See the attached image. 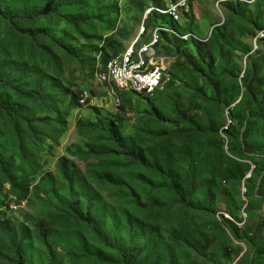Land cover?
<instances>
[{
  "label": "rangeland",
  "instance_id": "obj_1",
  "mask_svg": "<svg viewBox=\"0 0 264 264\" xmlns=\"http://www.w3.org/2000/svg\"><path fill=\"white\" fill-rule=\"evenodd\" d=\"M179 1L0 0L7 15L52 4L68 20L30 27L52 39L37 44L0 21V77L10 84L0 85V264H16L18 249L25 264H128L74 208L91 212L130 264H264V244L248 234L264 218V111L244 83L254 62L264 73V0H187L174 23L166 12ZM149 9L168 17H145ZM138 36L161 71L152 94L110 80L111 61ZM32 89L40 101L24 95ZM5 93L30 122L18 130L1 111L13 110ZM111 122L147 164L196 184L187 204L162 174L116 152Z\"/></svg>",
  "mask_w": 264,
  "mask_h": 264
},
{
  "label": "trees",
  "instance_id": "obj_2",
  "mask_svg": "<svg viewBox=\"0 0 264 264\" xmlns=\"http://www.w3.org/2000/svg\"><path fill=\"white\" fill-rule=\"evenodd\" d=\"M154 14H159L161 16L168 17L167 15H163L156 11L154 12ZM169 17L168 19H170L171 22L175 21L174 23H176L178 21V18L177 20H175ZM44 20H58V21H66V22L68 21L66 16L60 10V8L52 4L49 5L45 10L39 13H30L28 15H19V14L7 15V14L0 12V21L5 22L6 25L10 27L11 30L15 34H17V36L20 39H29L31 42H34L36 44L42 39L47 40V41H52V39L47 34L40 33V32H33L30 28L33 25L41 21H44ZM163 33L164 31L161 33V35ZM65 50L68 54H71V52L68 49L65 48ZM210 59H211V64H214L215 63L214 58L211 57ZM257 65H258L257 62L253 63L252 73L249 76V78L244 80V83H245V86L247 87L248 94L250 95L251 101L253 102V104L256 103L257 105L256 109L258 113H263L264 111V73L260 74L259 72H257V67H258ZM0 85L3 87L10 86L9 82L1 77H0ZM24 95L33 101L41 100L39 91L36 89H32L31 91L25 93ZM3 100L10 106H13L12 108L13 110L10 112L6 107H1V111L10 117L11 121L13 122V125L16 127L17 130L21 123H25V124L30 123L29 120L26 119V117H24L22 109L20 107L14 106L13 98L9 93H5V97ZM179 112H180L181 117L182 115L184 117L187 114L183 110ZM193 126L196 129H199L196 123H194ZM108 132H109L111 141H113L114 144L118 148V151L116 152H118L119 154L127 155L131 165L133 164L140 165L144 168H148V169H151L153 171H156L162 174L167 179V182H168L167 185L169 189H171L174 192L176 200L182 205L187 204L186 198L191 194V192H193V190L196 187V184L187 175H181L172 166L166 163H163V164L157 163L155 164V166L147 164L141 154L137 153L135 149L131 148L129 145L126 144L120 132V129L118 128L116 123L114 122L110 123L108 127ZM248 134H249V122L246 120L244 128L241 131V140L243 143L246 142L248 138ZM244 147L247 150H251V151H254L256 149L255 146L253 145H244ZM0 165L1 167H3V164L1 162H0ZM254 172L255 171H253V173ZM205 183H206V187L209 190H211V187L213 186V180L208 179ZM10 184L14 185L15 181L11 180ZM133 195L137 203H139L140 201L138 197H136L135 194ZM73 210H74L73 212H74L75 219L78 223L91 229L95 234L98 235L101 243H103L105 246L118 250V252H120L125 259L129 260L128 264L131 263L129 259V256H130L129 252L122 253L115 246L107 242V240L105 239L106 237H104V235L102 234L99 228V225L95 222L91 212H80L76 208H74ZM248 234L250 235L251 240L257 243L259 246L264 244V218H261L257 228ZM225 254L227 255V257H230L231 255L230 251L229 252L226 251ZM16 262H17L16 264H25L23 262V257H22V253L20 249L16 251ZM254 263L255 262H253V264Z\"/></svg>",
  "mask_w": 264,
  "mask_h": 264
},
{
  "label": "bare ground",
  "instance_id": "obj_3",
  "mask_svg": "<svg viewBox=\"0 0 264 264\" xmlns=\"http://www.w3.org/2000/svg\"><path fill=\"white\" fill-rule=\"evenodd\" d=\"M185 8H187V0L179 1L176 4H172L169 7L166 14L170 16L172 19L177 20L179 14L182 13V11H184ZM154 12H155V9H149L147 12H145V17ZM143 31L144 29L140 32H143ZM140 37L141 36H138L135 41L131 42L130 47L126 53L122 54L118 59H114L111 61L110 67H109L110 68V80L112 84H114V86L120 91L132 90L131 75L128 71L131 69V65H136L137 58L139 57L141 61L143 62L144 67H149L151 71H154V78L158 80L157 83H150L148 85V91L145 94L147 93L152 94L154 90L161 84V81H162L161 71L159 70V68H157L158 66L157 57L154 58L153 55L151 54L155 52V49L153 47H150L152 45L150 41L146 45L143 44V46L139 49L136 47L137 45L136 43L138 42ZM152 42H153V39H152ZM118 79H119V82H121V84L118 83ZM136 92L143 93V91H136Z\"/></svg>",
  "mask_w": 264,
  "mask_h": 264
},
{
  "label": "built area",
  "instance_id": "obj_4",
  "mask_svg": "<svg viewBox=\"0 0 264 264\" xmlns=\"http://www.w3.org/2000/svg\"><path fill=\"white\" fill-rule=\"evenodd\" d=\"M153 57H156V52L151 53ZM166 72V69H164ZM131 75L132 91H143L145 94L148 91V85L150 83H157L158 80L154 78V71H151L149 67H144L143 62L138 57L136 65H131V69L128 71ZM97 76H103L100 71ZM118 83L119 82L118 79Z\"/></svg>",
  "mask_w": 264,
  "mask_h": 264
}]
</instances>
